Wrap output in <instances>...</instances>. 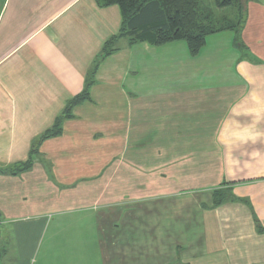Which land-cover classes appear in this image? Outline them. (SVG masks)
I'll list each match as a JSON object with an SVG mask.
<instances>
[{
  "label": "crops",
  "instance_id": "1",
  "mask_svg": "<svg viewBox=\"0 0 264 264\" xmlns=\"http://www.w3.org/2000/svg\"><path fill=\"white\" fill-rule=\"evenodd\" d=\"M245 8L243 53L224 30L195 57L183 41L120 38L98 60L61 134L29 169L0 171V228L14 225L4 262L29 264L53 213L80 223L69 238L94 241L101 264H264V0ZM120 27L115 4L0 0V167L28 159ZM175 128L170 143L193 148L172 158L188 168L151 148ZM217 188L228 197L213 206Z\"/></svg>",
  "mask_w": 264,
  "mask_h": 264
},
{
  "label": "trees",
  "instance_id": "2",
  "mask_svg": "<svg viewBox=\"0 0 264 264\" xmlns=\"http://www.w3.org/2000/svg\"><path fill=\"white\" fill-rule=\"evenodd\" d=\"M102 6L117 5L121 15V27L117 34L109 37L100 54L90 69L84 88L80 93L67 101L63 111L56 117L52 125L37 136L31 144L30 156L24 162L9 167H0V171L12 174L29 169L34 161L40 143L62 132V123L72 116L75 105L89 100V88L93 82L97 62L104 56L117 50L120 38H127L130 43L147 42L160 45L171 41L183 40L191 55H195L205 44L208 35L224 30L235 33L236 42L241 32V26L246 14L247 0H215L216 7L235 10V22L231 19L222 20V25L213 26L211 14L204 13L199 0H96ZM228 189L217 188L213 192L212 204L216 206L227 199Z\"/></svg>",
  "mask_w": 264,
  "mask_h": 264
},
{
  "label": "rangeland",
  "instance_id": "3",
  "mask_svg": "<svg viewBox=\"0 0 264 264\" xmlns=\"http://www.w3.org/2000/svg\"><path fill=\"white\" fill-rule=\"evenodd\" d=\"M199 3H200V7L206 10L204 11V13H209V15L211 14V19L209 21L216 23V24H213L214 28L218 27L220 25L219 23H221L222 25V22H223L222 20H225L228 18L233 20V22H235V19H236L235 10L236 9H232L228 7L219 9L216 7L215 0H199ZM225 31H230V30H225ZM221 32H224V31L215 32V33H221ZM215 33H212V34H215ZM180 41H183V40H180ZM235 44L241 49V52H242L243 46H242V42L240 38H238V42H235ZM202 47L195 55H191L186 47L188 57L197 56L199 52L201 51ZM188 68L189 66L186 68V70L188 71L187 73L192 74L191 67L189 69ZM207 82L208 81L201 80V86H206ZM194 83L198 84L199 81L186 80V87L187 88L192 87ZM194 86H198V85H194ZM168 132L170 133L169 138H168L169 143L167 144H159V143L155 144L154 143L151 148H153V150L157 149V151L163 150L165 152H168L170 156L169 165L173 166L177 164H182L186 168H188L189 164H191L190 160L183 161L182 159H174L175 158L174 156H176L178 153H183L184 151L187 152L186 154L192 152V148H193L192 144L191 143H185V144L170 143L172 141L177 142L178 129L176 128L168 129ZM150 146L151 145H145V143L137 144L136 147H137L138 154H143L146 147L150 149ZM147 162H148L147 166L150 167L152 162L151 161H147ZM138 163L144 166L143 160H138ZM159 163L157 161H153L154 165H158ZM70 220H71V216L57 215V214L52 213V215L47 220L48 222H46V225L43 227V229L39 231L37 235V239H35L34 241L35 253L31 257L29 264H101L98 259V248L96 244H94V241H92L91 239L88 240L85 238L82 239V241L69 238L74 235H81L83 232L80 229V223H77V224L72 223L74 226H69ZM9 226L10 225H3L0 228V236L2 237L1 241H3L2 245H4V247L2 246L1 251H0V264H11L10 262L8 263L4 262L3 259L1 258L2 251L4 248L7 250L13 248L12 234L14 232L13 231L14 225L10 227ZM76 226H79V227H76ZM8 228H10L9 231H7ZM36 231L34 232V234L36 233ZM8 233H9V237H8ZM7 244L9 245L7 246Z\"/></svg>",
  "mask_w": 264,
  "mask_h": 264
}]
</instances>
